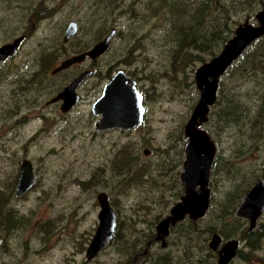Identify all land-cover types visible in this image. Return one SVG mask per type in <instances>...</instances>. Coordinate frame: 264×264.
<instances>
[{"label": "rangeland", "instance_id": "rangeland-1", "mask_svg": "<svg viewBox=\"0 0 264 264\" xmlns=\"http://www.w3.org/2000/svg\"><path fill=\"white\" fill-rule=\"evenodd\" d=\"M94 1L105 7L106 0H71L65 13L59 16L66 17L74 10L71 17L82 21L85 28L89 21L117 20L116 25L124 32V39H117L110 52L95 65L98 75L89 78L77 91L81 100L73 112L63 116L53 107L45 106L44 100L40 105L44 108L21 112L26 117L18 119L22 120L20 125L12 123L16 120L13 117L0 120V194L9 199L8 208L16 213L19 222L14 231H8L4 223L0 225V264H116L120 259V243L117 242L104 247L90 261L85 257L99 226L97 195L106 193L117 222L129 227L126 234L131 236L130 240L138 238L137 231L146 234L151 224L156 226L184 195L180 181L185 162L184 127L199 102L194 75L203 64L173 65L174 41L162 37L160 21L149 18L134 21L124 15L119 18L109 5L117 8L120 5L125 9L137 2L141 10L153 0H107L108 9L101 12L90 8ZM257 2L255 7L237 14L242 18L240 25L246 20L256 24L253 16L264 10V0ZM73 5L80 8L75 9ZM178 14L182 15V12ZM85 34H79V41L91 40V35L86 37ZM263 44L264 39L257 40L220 78L221 92L229 99L231 94L230 102H239L245 108L246 112L240 116V126L237 125L239 121L233 122L238 119L220 125L213 115L201 126L212 136L218 161L209 176L211 209L199 222L200 226L211 223L217 228L215 217L228 207L229 192L230 196L233 192L239 195L244 185L254 178L264 182V140L257 147H249L250 153L243 160L231 161L235 151L249 146L253 136L257 135V130L250 126L255 118L263 120L261 130H258L264 139V96L261 95L264 73L255 72L250 65L251 56ZM36 48L35 39L28 40L22 47L21 60L27 63ZM79 70L74 68L69 73ZM118 70L134 79L141 94L146 92L144 123L133 131L97 133V117L92 115L91 106L102 94V87L108 81L105 76ZM64 78L65 75L55 81L60 84ZM45 112L46 118H39ZM9 150H12L11 160L4 156ZM122 150L129 152L133 166L130 173L117 174L114 165L119 163L114 161ZM145 150L149 151L148 155H144ZM21 158L29 160L34 168V185L23 198H15V187L10 186L19 173ZM138 165L148 167L149 174L145 183L130 185L128 182L132 183ZM181 189L183 195H180ZM258 222L264 224V215ZM175 229L169 242L172 240L180 245L183 241L180 229ZM195 230L196 225H193V232ZM260 243L259 248L251 252L245 247L247 241H243L241 253L247 255L248 261L237 258L233 264H264V239ZM176 247L171 246L168 254L181 264L182 246ZM145 248L144 245L141 247Z\"/></svg>", "mask_w": 264, "mask_h": 264}, {"label": "flooded vegetation", "instance_id": "flooded-vegetation-1", "mask_svg": "<svg viewBox=\"0 0 264 264\" xmlns=\"http://www.w3.org/2000/svg\"><path fill=\"white\" fill-rule=\"evenodd\" d=\"M64 1L65 0H0V38L2 39L0 41V48L6 45H13L16 41H19L17 49H15L12 55L0 61V86L3 87L0 88V120H11V118L13 117L16 120L12 123L20 125L22 123V120L18 119L22 118V116L26 117L25 114H23L24 112H21L32 111V109H37L41 107L40 105H42V102L44 100L45 106L53 107L61 115L67 116L71 114L75 109L76 105L71 107L66 112H62L61 107H63V101L59 100L54 102L55 98H57V96L60 95L64 88L67 87L77 76H79L84 71L92 72V74L85 79V82L89 78L98 75V73L95 72V65L99 62L101 57H105V55L110 52L112 46L114 45L117 39L121 37L124 39V32H122V30H120L116 25L117 20H93L89 21L88 28H85L81 24L82 21L71 17L74 10L72 11V13L67 14L66 17H64V15L59 16V14L63 12L65 13L66 7L70 5L71 0H66V2ZM100 3L101 2L94 1L90 8L98 9L97 11L100 10V12L104 8L108 9L107 0L106 3H104V8ZM109 5L112 7V10H115L114 13H116L119 18L123 17L124 15L127 16L128 19L134 21L136 19L137 21L147 20L148 18L151 20H159L151 18L150 13L147 11L148 5L145 6L146 8H142L141 10L137 6V2H132L130 4V7L127 6V8L125 9L120 8L119 4L118 5L120 9L117 8V6L115 5ZM73 7L75 9L80 8V6L76 8L74 5ZM261 11L264 10H259L256 15H258V13ZM256 15L253 16V21H255L256 24L254 25L250 23L253 26L258 25ZM60 18L62 19L61 22ZM5 20H9V22H6ZM246 22L249 23V20H246L245 23ZM60 24L62 25L59 26ZM71 24H74L76 31L73 33V35H70L67 40H65V34ZM81 32H85L86 37H88L90 34L91 40H88L87 42H84L82 40L79 41L78 36L79 34H81ZM111 33L112 37L109 41L107 49L98 58L92 60L90 59V57L86 56L83 61L71 64L66 69L54 73V71H56V69L60 67L61 64L65 62V60L67 61L75 55L86 54L87 52L92 50V48L97 46L98 43L102 42L105 38H107ZM263 38L264 36L260 39ZM32 39H35V44L37 48L35 51H33L34 53L30 56L28 62L24 63L21 60L20 53L25 43L28 40L30 41ZM260 39L257 40L259 41ZM257 40L254 41V43L257 42ZM254 43H252V45ZM252 45H250L245 51H248V49ZM242 55L237 60H239ZM13 61L14 63H12ZM86 64H89L87 65L88 67H84L86 66ZM74 68L80 70L77 71V73H69ZM111 69L112 68L110 67L109 70ZM119 71H122L128 79H131L128 73H125L123 70H118L116 71V73ZM116 73L112 75L107 74V72L105 73V75L107 74L105 76V79L108 77L106 79L108 81L104 83L103 87L110 81V79ZM63 75H65V78L61 81L62 83L58 84L59 82L55 81V79ZM132 80L134 81V79ZM85 82H83L80 87ZM80 87L77 89L78 92ZM78 92L77 94H79ZM141 96L142 103L144 106V97L146 99V92H144V94H141ZM80 100L81 96L79 95L78 103L80 102ZM42 108L44 107H41L40 109ZM145 116L146 115L144 112L142 124L137 128H134L132 130H121L119 128H116L108 131L126 132L136 130L143 125ZM39 118L45 119L46 112L42 113ZM2 128H5V125H2ZM104 132L97 131V133ZM256 134V136H253L251 142H249V146L244 145L243 148H240L238 149V151H235V154L232 155L231 161H235L234 159L243 160V157L247 156L248 152L250 153L249 147H257L258 144L262 143L264 139H262L263 137H258L260 134L259 130H257ZM11 151L12 150H9V153H6L4 155L8 160L12 159ZM148 152L149 151L145 150L144 155H148ZM19 160L21 161L19 164V168L21 169L22 162L27 159L21 158ZM213 164L210 170L211 174L213 170ZM19 173L16 178L14 176L10 186L11 188L15 187L14 196L16 193L17 182L19 181ZM252 186L249 187V190ZM32 187L26 193H24L23 196L25 194H28ZM0 196H2V194H0ZM23 196L21 195L20 197L23 198ZM230 197L228 198V207H226V209L223 208L222 214L215 217L218 220L217 228L214 224L211 223L205 226L198 225L199 222H202V220L208 213V210L211 209L209 203L208 210H206L204 216H202L201 218L197 220H191L189 216H185L180 222L176 223L174 226H169L167 235H159L156 231V227L158 224H160V221H162L166 217L168 218L171 211L170 209L168 216L166 215L164 218H162V220H160L156 224V226L152 227L151 224L146 234H144L142 230L136 232V236H138L139 238L138 243L144 242V247L146 248L141 249L140 245H136L138 247L134 250L135 253L133 257L129 256L130 254H123L124 249H121V254H119L120 259L117 260L118 262H116V264H179L177 259L172 257V254H168V249L173 245L177 246L176 248L182 246L181 254L183 260L181 259V264H220L219 261L220 259L225 257V248H227L228 246L230 253L231 243H233L235 246L234 257L229 260L226 264H233L237 258H241V260L243 258L246 259L245 257H247V255L241 253L242 242L247 241L248 245L246 244L245 247L251 252H254V250L258 249L263 237L258 242L256 238L258 232L257 229L262 227L264 224H259L257 220V223L253 230L248 231L250 220L239 218L236 216L235 211L238 208L237 206L240 205V203H238L235 209L230 208ZM262 215H264V213H262L259 218H261ZM193 225H196L197 230H195V232H193ZM177 227L180 229L179 234L183 240L180 245L175 242H172V240L169 242L170 236L176 232L175 228ZM121 229H123V232H121L120 235L123 237L120 240V244H122V246L126 244L132 245V243L129 242L131 236H128L126 234V231L129 229V227L123 224L121 225ZM214 236L220 239V243L216 247V249L210 248V243ZM157 246H159L160 248L156 249ZM247 261L248 260L246 259L245 262Z\"/></svg>", "mask_w": 264, "mask_h": 264}, {"label": "water", "instance_id": "water-1", "mask_svg": "<svg viewBox=\"0 0 264 264\" xmlns=\"http://www.w3.org/2000/svg\"><path fill=\"white\" fill-rule=\"evenodd\" d=\"M258 25L253 26L246 22L235 29L232 38L226 42L218 55L205 62L196 69L194 82L199 92V102L193 108L192 114L184 127L185 162L183 163L180 181L184 189V195L170 211L168 218L160 221L156 227L159 235H167L169 226H174L185 216L191 220H197L204 216L209 207L210 191L209 175L216 156V146L210 136L204 129H201L211 113L210 108L215 104L217 89L220 78L226 70L245 52V50L257 39L264 36V11L256 15ZM74 24H71L65 34V40L75 32ZM113 33V32H112ZM112 33L89 52L82 55H75L69 60H65L55 72L66 69L69 65L81 62L86 58L95 60L108 47ZM19 41L13 45H6L0 48V61L10 55L17 49ZM92 72L84 71L77 76L55 101L62 100V112H66L79 101L77 89L85 82ZM144 106L142 96L136 89L135 82L128 79L122 72H117L110 81L103 87L102 94L95 100L91 106V113L97 117L95 128L99 132L119 128L121 130H132L142 124L144 116ZM146 154V153H145ZM33 167L27 160L21 164L18 177L16 198L23 196L33 185ZM99 206L98 225L95 233L86 249L85 257L90 261L97 257L107 243L111 241L116 229V213H114L106 193L97 195ZM235 211L239 218L248 219V231L253 230L257 220L264 213V182L257 180L246 196L240 202ZM220 239L214 236L210 243V248L216 249ZM1 244V241H0ZM235 246L233 243L225 248V257L220 259V264H226L234 257Z\"/></svg>", "mask_w": 264, "mask_h": 264}, {"label": "trees", "instance_id": "trees-1", "mask_svg": "<svg viewBox=\"0 0 264 264\" xmlns=\"http://www.w3.org/2000/svg\"><path fill=\"white\" fill-rule=\"evenodd\" d=\"M257 3V0H153L148 4L147 11L150 13L151 18L159 19L157 21L161 22V28L163 30L162 37L174 41L173 44L175 46L171 51L173 65H179L184 62L188 64H204L221 53L222 47L234 35L235 28L240 25L242 19L240 17L238 18L239 15L237 14L248 8L255 7ZM178 12H182V15H179ZM234 16H237V18L234 19ZM244 54L245 53H243V55ZM251 59L250 65L252 69L255 70V72L260 71L264 73V44L259 46V51L257 50L254 52ZM236 62L234 64H236ZM233 65H231L226 72ZM226 72L223 74L224 76ZM218 88L217 101H215V104L210 108L211 113L209 116L213 115L215 120L218 119L216 122H220V125L223 123L227 125L230 120L238 119L233 120V122L239 121L237 125L240 126V116L242 112L245 111V108L241 106L239 102L238 104L234 102L231 103V94V99H229L226 93L221 92L220 85H218ZM261 95L264 96V92H262ZM217 105L218 107H216ZM260 121L255 118L250 124L252 129H261L263 120ZM219 127L222 128V126ZM258 137L261 138V134H259ZM121 152L120 154L118 153L114 161L119 163L117 166L116 164L114 165V167L117 168L116 172L117 174L130 173L133 166L131 165L133 159H130V156H128L129 152L123 150ZM217 158L218 156L215 158L213 170L216 168ZM136 172L132 183L128 182L130 185L145 183V178L149 174V169L146 166L138 165ZM255 180L256 178H254L251 183L249 182L250 184L244 185L239 195L233 192V195L230 197L229 194H227V204L229 197L231 200L230 208H236V205L240 203L241 198L245 196L249 187L254 184ZM182 193L183 190L181 189L180 195H183ZM177 198L179 199L178 194ZM8 203L9 199L0 196V225L4 223L6 229H9L8 231H14V229L18 228L17 224H19V222L16 213L8 208L10 206ZM116 224L117 226L113 238L107 245L113 242L120 243L123 237L120 235L121 232H123V229H121V225L123 224L117 222V217ZM257 231L256 238L259 242L262 237L264 238V225L258 228ZM138 240L139 238H134L129 241L133 246L131 244L122 246V244H120V254L121 249H124L123 254H130L129 256L133 257L135 253L134 250L138 247L136 245H140V247L144 245V242L138 243Z\"/></svg>", "mask_w": 264, "mask_h": 264}]
</instances>
